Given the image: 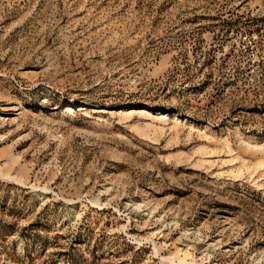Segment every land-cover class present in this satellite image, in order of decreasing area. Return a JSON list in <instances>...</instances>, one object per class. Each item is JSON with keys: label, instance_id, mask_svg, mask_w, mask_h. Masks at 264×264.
<instances>
[{"label": "rangeland", "instance_id": "374dc122", "mask_svg": "<svg viewBox=\"0 0 264 264\" xmlns=\"http://www.w3.org/2000/svg\"><path fill=\"white\" fill-rule=\"evenodd\" d=\"M263 161L264 0H0V264H264Z\"/></svg>", "mask_w": 264, "mask_h": 264}, {"label": "bare ground", "instance_id": "6f19581e", "mask_svg": "<svg viewBox=\"0 0 264 264\" xmlns=\"http://www.w3.org/2000/svg\"><path fill=\"white\" fill-rule=\"evenodd\" d=\"M150 110H148L147 108H142V109H140L139 110V116H141L142 118H149V117H151V113L149 112ZM130 113L128 112V114H127V112H125V114H123L122 116H123V119H125V118H127L128 119V116H130L129 115ZM159 115H161V113L159 114ZM166 116H162L161 117V119L160 120H163V118H165ZM153 119V118H152ZM186 123H188V121H186V122H184V124H186ZM147 128H149L150 130H156L157 128L156 127H154V126H152L151 124L150 125H148L147 126ZM159 129V128H158ZM173 129V128H172ZM157 131V130H156ZM159 131V130H158ZM264 162V161H263ZM242 165H243V167L244 168H247L246 170L247 171H249V170H253L255 167H256V165L254 166V165H252V167L251 166H247L246 164H245V162L244 161H242ZM242 165H241V167H242ZM261 166H263V163H261V165H259V166H257V167H261ZM242 167V168H243ZM243 168V169H244ZM8 176V175H7ZM9 177V176H8ZM10 178V177H9ZM134 208L135 209H139L140 207L139 206H137V205H134ZM189 254H187V252L184 254V259H187V258H189Z\"/></svg>", "mask_w": 264, "mask_h": 264}]
</instances>
